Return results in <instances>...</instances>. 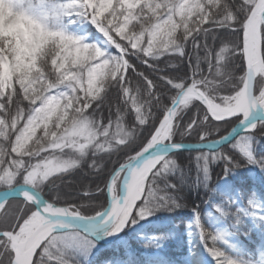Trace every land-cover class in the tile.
Masks as SVG:
<instances>
[{
	"label": "snow or ice",
	"instance_id": "6c2138e0",
	"mask_svg": "<svg viewBox=\"0 0 264 264\" xmlns=\"http://www.w3.org/2000/svg\"><path fill=\"white\" fill-rule=\"evenodd\" d=\"M193 187L185 264H264V0H0V264L160 248Z\"/></svg>",
	"mask_w": 264,
	"mask_h": 264
},
{
	"label": "trees",
	"instance_id": "16d2710c",
	"mask_svg": "<svg viewBox=\"0 0 264 264\" xmlns=\"http://www.w3.org/2000/svg\"><path fill=\"white\" fill-rule=\"evenodd\" d=\"M188 142H194V141H188ZM185 158L187 157V153L184 154ZM186 162V159H185ZM218 171V170H217ZM247 177V183L240 179V177ZM73 179H79V176L77 175ZM195 179L194 172L189 174L187 176V180L189 184H192ZM218 176L216 175V172H213L212 176V184L215 185L218 181ZM248 184H256L258 185V181L255 178V173L252 170L245 171L243 169L239 170V176L236 180L235 187L242 189L246 191ZM183 197L182 203L186 205V207L177 210L175 213H158L155 217H149L146 221H141V223H148L149 219L152 218L154 220H157L158 222L162 223L161 225L158 224H150L148 223L146 226L147 232H149L151 235L153 234H159V233H172L169 239L165 240L164 242L168 243H174L177 246H181V248L186 247L187 244L185 243V236L187 229L185 228V225L190 223L192 219V213L191 209L193 206H199L201 211H206L208 209V205H206L204 202L208 199L203 189H195L193 188H185V190L181 193ZM134 233H132L131 236H133ZM129 235L126 233L124 236L123 242H128V247H118L117 249H104L102 253H99L102 260L104 261H114V259L122 258L126 262H129L130 264H142V260L137 262L136 256H140L141 252L150 250V247H146V241L144 240H131L129 239ZM260 236L258 233L253 232L251 239L245 240L243 236H241V240H245V243L247 245H251L253 247H259L260 242ZM199 243V242H198ZM129 249V256H126V253ZM175 252H166L162 259L165 262H174L173 255ZM143 257H140V259ZM100 259V260H101ZM176 264H184L183 262L176 261Z\"/></svg>",
	"mask_w": 264,
	"mask_h": 264
},
{
	"label": "rangeland",
	"instance_id": "374dc122",
	"mask_svg": "<svg viewBox=\"0 0 264 264\" xmlns=\"http://www.w3.org/2000/svg\"><path fill=\"white\" fill-rule=\"evenodd\" d=\"M150 224H162L160 222H158L157 220H154L152 218L149 219ZM147 223V224H148ZM146 223H141L139 226L136 227V232L139 233H145L148 235H151L149 232H147L146 230ZM188 231V230H187ZM187 231H186V236H185V243L187 244L186 247L181 248V246H177L174 243H168V242H164L163 246L160 248H153L150 247V250L146 251V252H141L140 256H136L137 262L142 260V264H176V261L178 262H183L185 264V262L188 260L189 258V253L190 250L192 248V246L194 245L197 249L198 252H202V248H200L199 243H198V239L196 237L195 232L193 231V235L190 237L187 235ZM125 234H121L122 239H112L110 238L111 242L110 243H105L104 241H101L100 244L98 245V250L97 253L94 255L93 259L96 262V264H102V262H104V260L101 259L100 254L104 251V249H108V248H112V249H117L118 247H128L129 243L128 242H123L124 236ZM129 239L131 240H144L143 239V235H140L138 237H136V233H134L133 236L129 235ZM189 240L192 241V244H189ZM145 241V240H144ZM262 243L261 239H260V244ZM166 252H175V254L173 255V257L171 259H173V261L175 262H165L163 261L162 257ZM129 249L126 253V256H129ZM206 255V254H205ZM261 255H264V253H261ZM140 257H143L140 259ZM101 259V260H100ZM114 261H117L118 264H130L129 262H126L124 259L122 258H118V259H114Z\"/></svg>",
	"mask_w": 264,
	"mask_h": 264
}]
</instances>
